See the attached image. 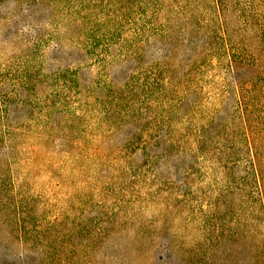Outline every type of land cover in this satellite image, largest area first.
Returning a JSON list of instances; mask_svg holds the SVG:
<instances>
[{"label": "rangeland", "instance_id": "rangeland-1", "mask_svg": "<svg viewBox=\"0 0 264 264\" xmlns=\"http://www.w3.org/2000/svg\"><path fill=\"white\" fill-rule=\"evenodd\" d=\"M0 264H264V0H0Z\"/></svg>", "mask_w": 264, "mask_h": 264}]
</instances>
